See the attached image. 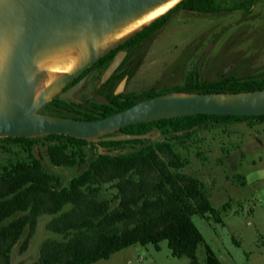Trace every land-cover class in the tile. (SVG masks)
Masks as SVG:
<instances>
[{
    "label": "rangeland",
    "instance_id": "rangeland-1",
    "mask_svg": "<svg viewBox=\"0 0 264 264\" xmlns=\"http://www.w3.org/2000/svg\"><path fill=\"white\" fill-rule=\"evenodd\" d=\"M244 1L227 0L226 3ZM121 52H124L123 58L125 51ZM125 60L126 69L119 70L115 76L110 71L114 61L96 64L70 96H59L61 90L50 99L53 103L38 111L68 116H81L85 112L98 114L95 104L108 102L107 95L123 94L140 99L152 92H175L190 80L202 82L228 76L263 79L264 0H256L249 10L175 12L142 46L127 50ZM176 93L190 92L183 89ZM60 100L65 102L62 109L56 104ZM111 133L119 134L118 131ZM144 135L142 143H127L112 152H128L144 144L165 140L156 128ZM38 136L32 153L41 159L47 172L61 179L63 185L79 175L99 153L105 152L92 138L78 150L72 143H67L68 150L77 153V159L83 158L84 163L53 165L45 151L51 142ZM167 140L184 162L182 171L204 184L212 206L218 210L220 221L197 214L192 215V220L222 264H264V122L229 121L209 128L195 127L187 134L179 132L178 137ZM28 158L26 146L0 137V170ZM114 184L105 183L99 191V198L109 199L111 208L117 205ZM69 207L66 205L64 209ZM51 218L50 214L38 217L28 247L21 252L20 245L29 232L25 229L11 250L10 264H34L44 240L62 238L46 228ZM159 246L156 250L151 243H136L113 253L108 259L91 264L188 263L187 257L171 255L166 240ZM196 255L198 262L203 264L204 244L198 246Z\"/></svg>",
    "mask_w": 264,
    "mask_h": 264
},
{
    "label": "trees",
    "instance_id": "trees-1",
    "mask_svg": "<svg viewBox=\"0 0 264 264\" xmlns=\"http://www.w3.org/2000/svg\"><path fill=\"white\" fill-rule=\"evenodd\" d=\"M226 1H179L168 12L102 55L83 76L96 64L110 63L117 52L142 46L168 23L175 12L187 10L215 13L249 10L256 0L230 4ZM125 65L126 60H123L117 70H121ZM262 88L264 78L236 79L228 76L202 82L190 80L184 88H176L175 92L186 89L189 92L220 93ZM158 94L161 93L152 92L144 98ZM107 98L109 103L95 104L98 114L85 112L81 116H68L54 112L40 113L95 119L144 99H135L123 94L107 95ZM51 101L42 108H47L53 103ZM56 104L62 109L65 102L60 100ZM229 121L262 123L264 114L240 116L198 113L124 126L117 130L119 134H145L156 128L165 140L144 144L128 152L113 153V150L127 143H142L144 138H100L96 144L105 149V152L99 153L79 175L72 177L67 185H63L58 176L47 172L41 159L32 153L33 145L37 143L39 136H5L26 146L29 158L12 162L0 170V264H10L11 250L26 228L29 232L19 251L27 249L41 214L52 215L46 228L60 234L62 238L44 240L40 246L39 258L34 264H91L108 259L113 253L136 243H151L159 250V243L163 240L167 241L171 255L178 258L187 257V264H200L196 255L200 244L205 247L203 264H222L192 220V215L197 214L202 218L213 217L220 221L218 210L212 206L204 184L198 178L182 171L184 162L173 151L167 139L178 137L179 132L185 131L187 134L195 127L209 128ZM108 135L114 134L104 136ZM41 137L51 142L45 151L53 165L73 166L84 163L83 158L77 159V153L68 150L67 143H72L78 150L87 139L56 133ZM110 182H115L114 187L117 189L114 195L117 200L115 208H111L109 199L99 198L102 185ZM66 205L70 207L64 209Z\"/></svg>",
    "mask_w": 264,
    "mask_h": 264
},
{
    "label": "water",
    "instance_id": "water-1",
    "mask_svg": "<svg viewBox=\"0 0 264 264\" xmlns=\"http://www.w3.org/2000/svg\"><path fill=\"white\" fill-rule=\"evenodd\" d=\"M159 1L161 0H0V34L14 35L0 81V137H31L56 133L97 141L100 138L127 140L144 138L145 135H104L130 124L198 113L240 116L264 114V88L241 92L161 93L95 119L49 115L38 111L48 102L37 105L34 88L31 86L32 61L38 52L77 36H90L87 40L88 60L74 72L62 76L49 86L57 88L59 92L70 80L123 41L97 54L92 46L95 37ZM123 55L124 52L117 53L110 71L117 67ZM83 79L84 77L62 90L59 96H70Z\"/></svg>",
    "mask_w": 264,
    "mask_h": 264
},
{
    "label": "bare ground",
    "instance_id": "bare-ground-1",
    "mask_svg": "<svg viewBox=\"0 0 264 264\" xmlns=\"http://www.w3.org/2000/svg\"><path fill=\"white\" fill-rule=\"evenodd\" d=\"M181 0H161L138 14L122 21L114 28L92 41L93 50L101 54L143 28L162 14L168 12ZM89 35H81L66 42L38 52L32 61L31 86L34 88L36 104H44L58 91L49 88L64 75L74 72L89 58L87 40ZM14 42L13 34H0V81ZM1 95V87H0Z\"/></svg>",
    "mask_w": 264,
    "mask_h": 264
},
{
    "label": "flooded vegetation",
    "instance_id": "flooded-vegetation-1",
    "mask_svg": "<svg viewBox=\"0 0 264 264\" xmlns=\"http://www.w3.org/2000/svg\"><path fill=\"white\" fill-rule=\"evenodd\" d=\"M125 51V56H126V54H127V50H124ZM118 53V52H117ZM117 53L115 54V56H114V58H113V60L112 61H114V59H115V57H116V55H117ZM125 56L122 58V60L120 61V63L123 61V60H125ZM120 63L118 64V66L120 65ZM94 64V63H93ZM92 64V65H93ZM91 65V66H92ZM118 66L113 70V72H112V75H116V73L119 71V70H117V68H118ZM89 68V67H88ZM88 68L87 69H85L79 76H77V77H75V78H73L72 80H70L64 87H63V89L62 90H65L66 88H68V87H70L71 85H73L74 83H76L78 80H80L82 77H84L83 75H84V73L88 70ZM124 69H126V65L121 69V70H124ZM88 74V73H87ZM86 74V75H87ZM76 80V81H75ZM75 81V82H74ZM71 82H74L73 84H71Z\"/></svg>",
    "mask_w": 264,
    "mask_h": 264
}]
</instances>
